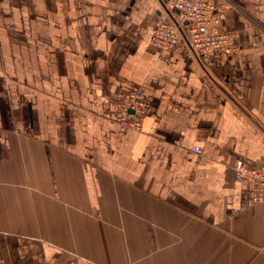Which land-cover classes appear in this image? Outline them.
<instances>
[{"label": "crops", "instance_id": "obj_1", "mask_svg": "<svg viewBox=\"0 0 264 264\" xmlns=\"http://www.w3.org/2000/svg\"><path fill=\"white\" fill-rule=\"evenodd\" d=\"M164 2L0 0V264H264L235 172L264 165V0H230L240 50L204 66L152 44Z\"/></svg>", "mask_w": 264, "mask_h": 264}, {"label": "built area", "instance_id": "obj_2", "mask_svg": "<svg viewBox=\"0 0 264 264\" xmlns=\"http://www.w3.org/2000/svg\"><path fill=\"white\" fill-rule=\"evenodd\" d=\"M232 5L228 0H166L159 12L151 42L163 51L187 49L202 66L209 62L213 52L234 55L240 48L233 35L219 31L224 14ZM116 106L120 112L119 124L140 132L150 107L144 92H121L117 96ZM193 151L200 153V146H194ZM235 172L239 182L253 184V202L264 211V165L249 169L239 162ZM63 264L92 263L75 257Z\"/></svg>", "mask_w": 264, "mask_h": 264}, {"label": "rangeland", "instance_id": "obj_3", "mask_svg": "<svg viewBox=\"0 0 264 264\" xmlns=\"http://www.w3.org/2000/svg\"><path fill=\"white\" fill-rule=\"evenodd\" d=\"M219 1H222V0H219ZM228 1H230V0H228Z\"/></svg>", "mask_w": 264, "mask_h": 264}]
</instances>
